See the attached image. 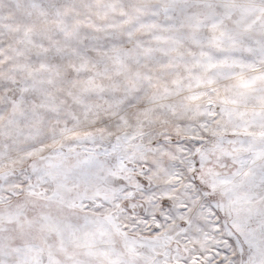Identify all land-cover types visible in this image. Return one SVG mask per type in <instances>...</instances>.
<instances>
[{
	"label": "snow or ice",
	"instance_id": "snow-or-ice-1",
	"mask_svg": "<svg viewBox=\"0 0 264 264\" xmlns=\"http://www.w3.org/2000/svg\"><path fill=\"white\" fill-rule=\"evenodd\" d=\"M0 264H264V0H0Z\"/></svg>",
	"mask_w": 264,
	"mask_h": 264
}]
</instances>
